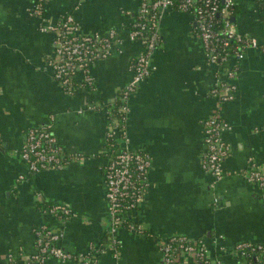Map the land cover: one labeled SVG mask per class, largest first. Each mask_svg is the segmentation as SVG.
Here are the masks:
<instances>
[{
    "label": "crops",
    "instance_id": "0c3cea01",
    "mask_svg": "<svg viewBox=\"0 0 264 264\" xmlns=\"http://www.w3.org/2000/svg\"><path fill=\"white\" fill-rule=\"evenodd\" d=\"M142 1L45 0L43 19L57 22L70 14L81 33L122 28L126 36ZM30 5L31 0H0V264H78L77 256L90 245L108 240V105L130 81L132 60L144 47L125 40L122 52L113 50L93 65L94 90L68 94L49 64L55 35L39 28L43 20L29 15ZM262 6L238 0L233 21L264 44ZM194 26L191 13L165 12L162 42L152 57L157 68L128 98L127 144L152 156L150 184L132 214L145 230L119 229L118 256L105 248L97 253L98 264H198L192 256L165 262L160 241L176 234L202 238L211 257L226 264H249L236 253L239 242L264 245V189L246 176L253 167L264 173V50L245 51L230 80L234 98L221 100L211 89L223 65L208 64ZM234 64L231 59L224 65ZM93 103L100 105L89 108ZM214 114L228 124L222 138L231 147L220 180L202 166L204 120ZM48 124L68 163L34 173L20 149L29 127ZM48 204L67 206L72 217L62 221L47 214ZM42 225L62 234L59 243L73 258L30 261L37 251L35 230Z\"/></svg>",
    "mask_w": 264,
    "mask_h": 264
},
{
    "label": "built area",
    "instance_id": "2783aa9c",
    "mask_svg": "<svg viewBox=\"0 0 264 264\" xmlns=\"http://www.w3.org/2000/svg\"><path fill=\"white\" fill-rule=\"evenodd\" d=\"M258 3L262 0H256ZM237 0H143L137 16L130 24L125 37L120 36L116 28L105 33H81L72 15H66L57 22H44V5L42 0H31L28 13L43 20L39 28L55 35V57L49 61L54 78L66 93L72 94L81 85L83 89L95 87L93 65L108 58L113 50L122 52L125 40L139 41L143 50L132 60L133 74L130 81L119 92L120 102L116 110L124 116L114 117L109 113V130L106 133V165L104 169L105 199L107 202L109 229L105 248L111 249L118 256L117 232L122 227L143 233L145 228L132 219V214L144 201L150 184L149 172L152 156L145 151L133 150L127 144L126 113L128 98L134 94L141 82L154 72L153 54L162 42L161 20L165 12L177 9L191 13L195 23V32L204 46L208 64L222 66V76L216 73V82L211 93L221 100L234 98L237 63L244 57L248 48H261L264 44L250 33L241 32L233 21ZM177 7V8H175ZM220 16V19H219ZM233 60V67L225 66ZM225 67V68H224ZM82 89V90H83ZM100 104L93 103L89 108L95 109ZM116 102L111 104L114 107ZM48 125H36L26 130L20 149V158L31 172L61 170L67 163L64 150ZM228 124L219 114L204 120L206 153L202 166L215 180L223 177V161L230 155L231 147L222 138ZM112 141V142H111ZM250 181L258 183L264 189V173L253 167L246 172ZM20 175L19 178H23ZM45 212L67 221L72 217L71 210L63 204H53ZM36 253L30 256L31 262L42 263L50 257L69 260L73 255L60 245L62 234L54 232L49 226L42 225L35 230ZM160 251L166 263H174L186 256L194 257L198 264H226L218 258L211 257L207 243L202 238L192 240L185 235H172L160 241ZM236 253L248 258L249 264H264V245L251 241H241L235 247ZM97 251L93 245L87 254L77 256L78 264H98ZM9 262L14 257L8 256Z\"/></svg>",
    "mask_w": 264,
    "mask_h": 264
},
{
    "label": "trees",
    "instance_id": "16d2710c",
    "mask_svg": "<svg viewBox=\"0 0 264 264\" xmlns=\"http://www.w3.org/2000/svg\"><path fill=\"white\" fill-rule=\"evenodd\" d=\"M37 1V0H36ZM44 1L45 0H42V2H43V5H44ZM260 3H262L263 4V6H262V9L264 10V0H262V2L260 1ZM237 4H238V0H237ZM175 8H177V7H175ZM175 10H177V9H175ZM236 12H237V5H236V7H235V12H234V15L236 14ZM219 19H220V16H219ZM135 20V19H134ZM117 29V28H116ZM117 31H118V33H119V35L120 36H123V33H124V29H122V28H119V29H117ZM123 37H125V36H123ZM76 87H78L75 91H73L72 92V94H74V93H76L77 91H79V89H83V87L79 84H77V86ZM95 88H92V87H88V90L89 91H91V90H94ZM119 104H120V102L117 100L116 101V105L114 106V107H111V104L110 105H108V108H111L112 109V111H113V116L114 117H122V116H124V114H122V113H120V112H118L117 110H116V106L118 107L119 106ZM112 142V141H111ZM53 204H48V205H45L44 206V209L45 210H48L49 209V207H51ZM106 240L107 239H105V240H103L96 248H94V251H100L101 249H103L104 247H105V244H106Z\"/></svg>",
    "mask_w": 264,
    "mask_h": 264
}]
</instances>
